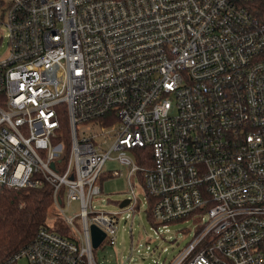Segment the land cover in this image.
I'll return each instance as SVG.
<instances>
[{
    "label": "built area",
    "instance_id": "2783aa9c",
    "mask_svg": "<svg viewBox=\"0 0 264 264\" xmlns=\"http://www.w3.org/2000/svg\"><path fill=\"white\" fill-rule=\"evenodd\" d=\"M0 24V189L51 184L75 232L42 227L0 264H97L91 225L116 244L140 173L156 224L197 223L162 264H264V0H0ZM92 123L108 150L79 133ZM114 152L132 195L106 214L92 203Z\"/></svg>",
    "mask_w": 264,
    "mask_h": 264
},
{
    "label": "rangeland",
    "instance_id": "374dc122",
    "mask_svg": "<svg viewBox=\"0 0 264 264\" xmlns=\"http://www.w3.org/2000/svg\"><path fill=\"white\" fill-rule=\"evenodd\" d=\"M8 47L7 28L0 24V60L8 54ZM89 126L86 128V125H79V133L98 135L101 132L99 125L92 123ZM94 141L101 144L105 150H108L112 143V139L99 135L94 138ZM115 155L116 152L112 154V159L107 160L100 176L102 191L92 203L97 212L106 214L118 212L123 200L132 195L130 192L131 185L128 181L129 167L121 166L118 161L114 160ZM113 170H118L122 175L119 177L112 176ZM133 182H136L132 185L140 201V208L137 210L133 221L131 217L127 218V212L119 215V222L116 224L114 233L116 244L109 245L108 239H106L101 245L93 249L97 264H123L130 258L145 264H162L176 256L195 233L197 227L195 218L169 223L166 228L156 224L153 219H149L150 202L145 190L141 187L139 175L132 178ZM80 212L79 202H73L67 210V215L75 217V227L78 231L83 232V219ZM69 231L71 236L75 234L70 228ZM78 231L76 230L77 233ZM19 264H28V261L26 258H22L19 260Z\"/></svg>",
    "mask_w": 264,
    "mask_h": 264
},
{
    "label": "trees",
    "instance_id": "16d2710c",
    "mask_svg": "<svg viewBox=\"0 0 264 264\" xmlns=\"http://www.w3.org/2000/svg\"><path fill=\"white\" fill-rule=\"evenodd\" d=\"M59 132L65 140L67 153L70 140L69 125L65 118ZM135 152L139 154L136 158L139 164L151 158L147 147L136 149ZM139 178L142 183L141 173ZM149 219H153L150 205ZM42 227L66 237L71 235L56 209L51 184L43 182L37 187L0 189V263L28 244Z\"/></svg>",
    "mask_w": 264,
    "mask_h": 264
},
{
    "label": "water",
    "instance_id": "95a60500",
    "mask_svg": "<svg viewBox=\"0 0 264 264\" xmlns=\"http://www.w3.org/2000/svg\"><path fill=\"white\" fill-rule=\"evenodd\" d=\"M52 166H54V164H52ZM128 203H129L128 198L123 200V202L120 204V208L127 206ZM91 232H92L93 247L97 248L104 240L105 233L102 230H100L96 225H91Z\"/></svg>",
    "mask_w": 264,
    "mask_h": 264
}]
</instances>
